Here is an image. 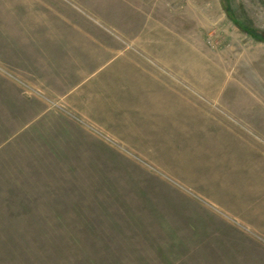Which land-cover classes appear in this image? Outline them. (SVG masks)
Listing matches in <instances>:
<instances>
[{
	"label": "rangeland",
	"instance_id": "rangeland-1",
	"mask_svg": "<svg viewBox=\"0 0 264 264\" xmlns=\"http://www.w3.org/2000/svg\"><path fill=\"white\" fill-rule=\"evenodd\" d=\"M0 264H264V0H0Z\"/></svg>",
	"mask_w": 264,
	"mask_h": 264
},
{
	"label": "crops",
	"instance_id": "crops-1",
	"mask_svg": "<svg viewBox=\"0 0 264 264\" xmlns=\"http://www.w3.org/2000/svg\"><path fill=\"white\" fill-rule=\"evenodd\" d=\"M142 86H144L146 89H147V87L148 88H150V89H147L146 91H147V93H149V94H155L156 93V86L157 85H142ZM154 98H157L158 96H153ZM169 97L171 98V102L172 103H174L175 105L178 103V99L177 98H174V96H167V97H164V96H162V99L163 100H169ZM170 101V100H169ZM163 103H164V101H163ZM162 103V104H163ZM155 108H157V105H156V103H155ZM162 108H163V105H162ZM168 109V108H167ZM176 111H178L179 109H178V107L176 106V109H175ZM168 110H166V112H167ZM171 116V115H170Z\"/></svg>",
	"mask_w": 264,
	"mask_h": 264
}]
</instances>
